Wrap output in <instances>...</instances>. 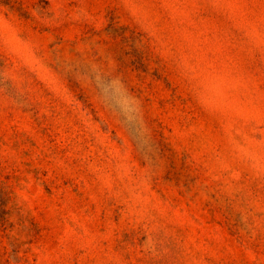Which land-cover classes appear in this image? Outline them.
I'll use <instances>...</instances> for the list:
<instances>
[{
    "label": "rangeland",
    "instance_id": "obj_1",
    "mask_svg": "<svg viewBox=\"0 0 264 264\" xmlns=\"http://www.w3.org/2000/svg\"><path fill=\"white\" fill-rule=\"evenodd\" d=\"M0 264H264V0H0Z\"/></svg>",
    "mask_w": 264,
    "mask_h": 264
}]
</instances>
